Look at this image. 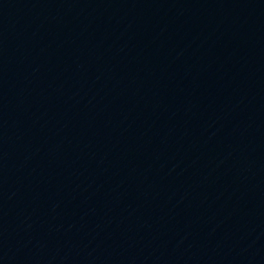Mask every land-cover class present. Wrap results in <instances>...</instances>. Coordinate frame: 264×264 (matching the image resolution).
I'll use <instances>...</instances> for the list:
<instances>
[{"label": "water", "instance_id": "95a60500", "mask_svg": "<svg viewBox=\"0 0 264 264\" xmlns=\"http://www.w3.org/2000/svg\"><path fill=\"white\" fill-rule=\"evenodd\" d=\"M0 264H264V0H0Z\"/></svg>", "mask_w": 264, "mask_h": 264}]
</instances>
